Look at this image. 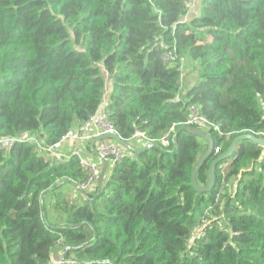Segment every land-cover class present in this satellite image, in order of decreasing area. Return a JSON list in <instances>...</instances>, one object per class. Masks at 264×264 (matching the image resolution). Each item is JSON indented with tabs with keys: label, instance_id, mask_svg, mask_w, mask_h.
I'll use <instances>...</instances> for the list:
<instances>
[{
	"label": "trees",
	"instance_id": "trees-1",
	"mask_svg": "<svg viewBox=\"0 0 264 264\" xmlns=\"http://www.w3.org/2000/svg\"><path fill=\"white\" fill-rule=\"evenodd\" d=\"M195 11L183 0H0V140L20 141L0 149V264H49L57 247L70 264H264L263 148L239 142L198 193L206 144L184 125L194 107L232 134L210 135L200 188L233 139L264 133V0ZM169 50L192 82L162 64ZM109 84L117 136L154 144L124 151L73 204L56 191L84 181L77 160L46 161L26 139L58 144L97 114ZM49 194L63 226L46 219Z\"/></svg>",
	"mask_w": 264,
	"mask_h": 264
},
{
	"label": "built area",
	"instance_id": "built-area-1",
	"mask_svg": "<svg viewBox=\"0 0 264 264\" xmlns=\"http://www.w3.org/2000/svg\"><path fill=\"white\" fill-rule=\"evenodd\" d=\"M199 0H183V4L188 9V14L194 11L197 8V4ZM161 62L166 67H175L181 74V79L183 83L184 75L186 73V65L184 63H179L177 66V58L174 50H169L164 52L161 55ZM188 119L185 122L186 128H194L198 129L206 134H214L218 138H223L225 141L232 136V134L223 135L220 127L208 122L204 117L198 114V111L194 107L188 108ZM94 124V131L92 133L85 132L86 124H83L79 127H76L69 131L67 135L58 143L51 147H45L38 143L34 137H30L26 139V142L33 143L43 157L44 160H58L62 155L59 150L66 145L69 146V150L67 153L68 156H72L77 160V163L80 169L85 174V179L81 183H74L76 190L80 193H91L95 191L96 188L100 186V182H102L103 178H101L103 162H112L113 164L119 162L122 156L124 155V149L121 148L117 143L115 145L103 143L95 150V161H92L88 158V154L90 151V142L93 139L99 138L101 136H112L117 135L115 128L108 120L106 113L104 112L101 116L92 117L88 123ZM173 132L171 129L168 133L163 136V139L160 140V144L163 147L168 146V137ZM257 138L264 140V133L260 132L254 135ZM108 141V140H105ZM111 141V140H110ZM15 142H20L16 139H6L0 140V149L5 150L11 147ZM130 144H138V146H143L148 148L150 145H153V141H148L142 133H136L132 136L131 139L127 142ZM215 153H219V150L216 149ZM227 165L220 164V167L224 169ZM99 185V186H98ZM65 250L61 249L60 259L56 263L49 264H70L69 261H64Z\"/></svg>",
	"mask_w": 264,
	"mask_h": 264
},
{
	"label": "water",
	"instance_id": "water-1",
	"mask_svg": "<svg viewBox=\"0 0 264 264\" xmlns=\"http://www.w3.org/2000/svg\"><path fill=\"white\" fill-rule=\"evenodd\" d=\"M180 131V129L177 130V132L174 134V136ZM186 132L189 135H192L195 138L201 139L204 141V143L206 144V150L204 152V154L200 157L197 166L192 174V186L194 188V190L198 193H208L214 185V177H215V168L219 165L224 163L226 160L230 159L235 151H236V147L237 144L239 142H250L254 145H257L260 148H263L264 150V140L255 137L252 134H246V135H240L238 137H236L235 139H233V141L230 143L227 151L222 154L221 156L217 157L211 164L210 166V170H209V181L208 184L203 187L200 188L197 185L196 182V174L199 171V169L201 168V166L203 165V163L209 158L211 157L212 153H213V146H214V141L212 139V137L209 134L203 133L198 129H194V128H186ZM105 140H111L114 141L115 143H117L121 148H123L125 151H128L132 154H138L140 152H143L145 150H147L146 147H143L141 149H134L133 147H131L127 142L122 141L117 135H112V136H101L99 138L93 139L90 142V150L93 152V154H96L95 152V145L97 143L103 142ZM263 155H264V151H263ZM108 170V162H103V168H102V174H101V178H103ZM65 252H67V249L65 250ZM72 259H74V256L71 257Z\"/></svg>",
	"mask_w": 264,
	"mask_h": 264
},
{
	"label": "crops",
	"instance_id": "crops-1",
	"mask_svg": "<svg viewBox=\"0 0 264 264\" xmlns=\"http://www.w3.org/2000/svg\"><path fill=\"white\" fill-rule=\"evenodd\" d=\"M195 13H197L195 10L192 11L191 13L188 14V17L189 18L193 17V15H195ZM189 82H192V78H189L188 77V73L186 72L185 75H184V79H183V83L182 84L185 86ZM110 91H111V85L109 84L107 86V88H105L103 102H102V105L100 106V109L98 110V112L96 114V117L101 116L105 112V106H106V104L108 102V99H109V96H110ZM93 131H94V124L91 123V122L87 123L86 126H85V132L86 133H92ZM103 143L115 145L114 141H110V140L103 141V142L97 143L95 145V149L94 150H96L100 146V144L102 145ZM137 145L136 144H134V145L130 144V146L133 147L134 149L143 148V147H140V146L138 147ZM68 150H69V146L66 143V145L61 148V150H60L61 153L60 154L63 157H67ZM88 158H90L92 161L96 160L95 159L96 157H95V155L93 154L92 151L88 154ZM112 166H113V163L109 162L108 163V170H107V173H106L105 177L103 178V181L108 177V171H109V169ZM56 193L62 194L63 197L67 198L73 204H82L84 202V199L82 198L81 193L78 190H76L74 183L71 182V181L67 182V184L62 185L61 188L56 191ZM54 197L55 196H53V195L52 196L51 195H47L45 197V204H46L45 215H46V219L51 225L63 226L65 224L64 217H60L59 215L54 214L52 212V209H51V205L54 202ZM60 253H61V249L60 248L57 247L56 249H54L52 251V253H51L52 256H51L50 262L51 263H56L60 259Z\"/></svg>",
	"mask_w": 264,
	"mask_h": 264
},
{
	"label": "rangeland",
	"instance_id": "rangeland-1",
	"mask_svg": "<svg viewBox=\"0 0 264 264\" xmlns=\"http://www.w3.org/2000/svg\"><path fill=\"white\" fill-rule=\"evenodd\" d=\"M198 7H199V6H198ZM106 106H107V104H106ZM106 106H105V107H106ZM132 145H134V144L132 143ZM136 145H137V144H136ZM137 146H138V145H137ZM49 195H51V194H49ZM51 196H52V195H51ZM78 205H79V204H78ZM51 256H52V255H51ZM57 260H58V259H57ZM57 260H56V261H57Z\"/></svg>",
	"mask_w": 264,
	"mask_h": 264
},
{
	"label": "clouds",
	"instance_id": "clouds-1",
	"mask_svg": "<svg viewBox=\"0 0 264 264\" xmlns=\"http://www.w3.org/2000/svg\"><path fill=\"white\" fill-rule=\"evenodd\" d=\"M66 253V252H65Z\"/></svg>",
	"mask_w": 264,
	"mask_h": 264
}]
</instances>
